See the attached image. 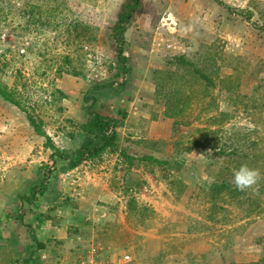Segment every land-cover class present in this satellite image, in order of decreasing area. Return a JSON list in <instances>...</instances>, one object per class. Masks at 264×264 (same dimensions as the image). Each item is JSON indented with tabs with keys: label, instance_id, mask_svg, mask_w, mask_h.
<instances>
[{
	"label": "rangeland",
	"instance_id": "rangeland-1",
	"mask_svg": "<svg viewBox=\"0 0 264 264\" xmlns=\"http://www.w3.org/2000/svg\"><path fill=\"white\" fill-rule=\"evenodd\" d=\"M125 1L0 0V86L54 143L82 144L83 96L95 85L113 83L96 110L122 122L118 150L73 170L59 162L39 207L25 205L43 244L31 256L10 216L42 181L39 167L52 166L51 151L0 98V264H84L95 248V264H264V179L258 192L232 182L241 165L264 177V0H219L233 11L215 0H142L123 77L111 27Z\"/></svg>",
	"mask_w": 264,
	"mask_h": 264
},
{
	"label": "trees",
	"instance_id": "trees-1",
	"mask_svg": "<svg viewBox=\"0 0 264 264\" xmlns=\"http://www.w3.org/2000/svg\"><path fill=\"white\" fill-rule=\"evenodd\" d=\"M218 4L227 6L219 0H215ZM143 7L142 0H126L120 8L117 15V20L111 27V38L114 41V49L116 56V69L118 76L126 77L131 69L130 57L126 55L127 51V40L125 34L134 20V17L138 11ZM228 11H233L231 7L227 6ZM243 13V12H242ZM233 14V13H232ZM246 19L251 20L252 13L248 11L245 13ZM175 65L178 66H189L194 69V72L201 75L204 80H210L207 75L203 74L200 69H195V65L189 61L185 56H177L174 58ZM173 75L166 76L165 81L169 82ZM128 82L124 80L121 81V86L127 87ZM113 87V83H108L106 85H95L91 87L83 96V102L87 103L85 112L87 115L86 121L80 126L81 132L84 133L85 139L82 144L74 149H60L52 140V138L45 132L42 121H38L35 117L31 115L22 107V101L19 99L15 93H11L7 87L0 86V98L11 105L16 106L22 111L29 123L33 128L34 132L45 139L44 146L46 149L51 151L49 156L52 166L42 165L39 167V171L43 173L42 181L35 186H31L26 193L18 195L20 201V207L15 212L14 215L10 216L15 218L19 222L21 229L24 230L25 234L29 238V243L33 247L31 248V256H33L37 251L43 249V244L40 243L35 233L32 230V226L26 223L23 214L25 210V205L29 207H39V198L43 197L48 191L49 179L52 172L59 162H65L69 170L78 168L82 163L87 160H93L99 158L108 149L118 150L119 149V133L118 128L121 126L122 122L120 119L114 116H106L96 110V104L98 102V97L103 89H110ZM120 118L124 119V112L120 111ZM124 154V153H123ZM124 156H126L124 154ZM128 159V157H127ZM130 159V158H129ZM141 160L152 161L158 164H163L164 161L156 160L151 156H143ZM31 260L27 259L25 264H31Z\"/></svg>",
	"mask_w": 264,
	"mask_h": 264
},
{
	"label": "clouds",
	"instance_id": "clouds-1",
	"mask_svg": "<svg viewBox=\"0 0 264 264\" xmlns=\"http://www.w3.org/2000/svg\"><path fill=\"white\" fill-rule=\"evenodd\" d=\"M261 179H264V177H262L258 168L241 165L239 169L234 171L232 182L239 191L252 190L258 192Z\"/></svg>",
	"mask_w": 264,
	"mask_h": 264
},
{
	"label": "built area",
	"instance_id": "built-area-1",
	"mask_svg": "<svg viewBox=\"0 0 264 264\" xmlns=\"http://www.w3.org/2000/svg\"><path fill=\"white\" fill-rule=\"evenodd\" d=\"M95 252H96V254H94ZM97 254H98V252L96 251V248L93 249V250L91 251L90 255L86 256V258L83 259V263H84V264H95L94 259L96 258ZM129 258H130L129 255H126V256H125V259H129Z\"/></svg>",
	"mask_w": 264,
	"mask_h": 264
}]
</instances>
